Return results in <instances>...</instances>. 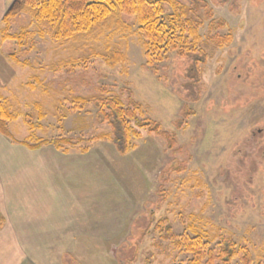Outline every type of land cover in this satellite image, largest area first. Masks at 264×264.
<instances>
[{"label": "rangeland", "instance_id": "374dc122", "mask_svg": "<svg viewBox=\"0 0 264 264\" xmlns=\"http://www.w3.org/2000/svg\"><path fill=\"white\" fill-rule=\"evenodd\" d=\"M17 1L7 0L6 13ZM178 1L196 9L202 46L211 51L198 67V79L188 73L193 57H180L176 50L150 67L134 18H125L133 26L130 32L76 41L43 37L25 10L10 18L7 29L21 39L2 41L7 25L2 20L0 96L21 114L9 123L15 139L75 140L111 132L95 99L119 95L126 103L130 98L142 103L145 115L173 132L177 144L170 148L163 138L141 130L125 155L111 140L92 142L85 156L69 148V156L80 157L83 165L73 170L83 194L73 196L89 208L73 204L65 219L85 217L100 235L72 236L69 242V237L43 233L31 237L32 226L42 224L44 215L29 206L26 235L0 234V264H45L35 256L40 243L41 249L76 250L55 258L63 264L185 263L190 254L172 244L157 246L162 238L155 226L163 218L178 233L193 222L211 236H232L251 251L252 264H264V0ZM228 33L233 40L223 47L205 44ZM107 46L123 48L126 62L110 66L90 50ZM73 96L90 100L78 104ZM25 115L31 116L33 129ZM62 153L54 145L32 151L0 133V203L8 196L43 197L29 189L49 183L62 164H69L61 162ZM35 211L38 216L32 217Z\"/></svg>", "mask_w": 264, "mask_h": 264}, {"label": "trees", "instance_id": "16d2710c", "mask_svg": "<svg viewBox=\"0 0 264 264\" xmlns=\"http://www.w3.org/2000/svg\"><path fill=\"white\" fill-rule=\"evenodd\" d=\"M21 10L27 11L39 24L43 37L50 35L60 41H76L79 37L97 39L115 30L130 32L133 26L125 18H134L147 64L154 67L155 63H163L176 50L180 57H193L188 73L189 77L195 79H198L200 63L207 61L211 52L204 51L202 46L204 44L203 35L200 33L202 23L197 19L199 17L194 15L196 9L178 0H18L4 15L3 19L7 25L5 30L1 31L2 41L21 39L19 35L7 33L10 18L16 17ZM210 34L212 35V32ZM215 37L205 43L212 49L223 47L233 40L232 33L225 36L219 34ZM90 50L110 66L124 64L127 60V53L119 46L113 48L107 46L101 51L96 48ZM30 86L36 88V85ZM89 100L90 98L81 96H73L71 99L78 104L87 103ZM95 102L100 108V119L109 123L111 132H103L86 139L74 140L66 136L57 139L40 138L32 142L30 139L23 141L15 139L9 129V123L17 120L21 114L11 110L8 97L0 96V133L32 151L46 145H54L56 149H63L64 152H69V148H78L81 153L87 154L92 142L111 140L118 151L125 155L132 147V137H140L141 130L163 138L170 148L176 146L174 133L164 129L159 121L147 117L139 101L130 98L126 103L119 95H104L95 99ZM25 116L26 123L33 129L35 126L31 116ZM180 122L181 120L178 124ZM83 143L86 146L82 145ZM186 227L180 233L175 232L167 218L161 219L155 226V232L162 238L157 242L159 248L172 244L191 255L181 264H236V262L252 264L254 259L251 251L238 245L232 236L222 233L211 236L209 232L197 228L193 222L186 223ZM147 263H151L150 259H147Z\"/></svg>", "mask_w": 264, "mask_h": 264}, {"label": "crops", "instance_id": "0c3cea01", "mask_svg": "<svg viewBox=\"0 0 264 264\" xmlns=\"http://www.w3.org/2000/svg\"><path fill=\"white\" fill-rule=\"evenodd\" d=\"M7 10V0H0V23ZM62 154L63 155H60L61 162H67L69 164H62L49 183L43 184L41 181V183H36L31 186L30 189L28 188L34 195H36L34 193L36 190V193H42L41 196L43 197L17 199L8 196L6 200L0 203V234L5 233L6 236H9L8 232H10L15 236L22 234L26 235L28 229L24 227V220L25 217H28V215H26L29 210L28 207L37 206L36 208L44 215V217L41 218V222L43 223L32 226L33 234H30L31 237H42L43 235L41 233H43L50 236L69 237V239H66L69 242L73 241L71 238L72 236L87 235L88 237H91L93 235H100L101 231L88 227V220L85 217L78 218L73 216L69 219H65L66 211L71 210L73 204H79L78 206L88 209L89 203L85 204V200H77V197L73 196L74 193L79 195L83 194L84 190H81L75 185L76 178L73 174L75 168L80 169V167L83 166L80 164V157L74 159V157L69 156L68 152L64 151ZM81 154L85 156L88 153ZM46 167H48V164H46ZM86 167L87 166L84 168ZM77 178L80 177L78 176ZM53 212L57 214L58 219L54 218ZM40 215L41 214H39V216ZM34 216H38V213L36 212L32 215V217ZM64 219L65 221L62 223ZM39 245L41 252L38 253L39 248L37 247L38 255L35 254V256L38 261L47 260L45 264H63V262L56 261L55 258H60L62 254H64L65 257L76 251H72L70 246L68 248H62L60 245H56L53 246L52 249H45L43 247L41 249L42 244L40 243Z\"/></svg>", "mask_w": 264, "mask_h": 264}]
</instances>
